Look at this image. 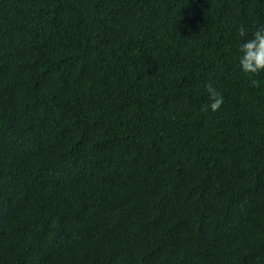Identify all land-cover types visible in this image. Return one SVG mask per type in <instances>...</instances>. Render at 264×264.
I'll list each match as a JSON object with an SVG mask.
<instances>
[{
	"label": "trees",
	"instance_id": "1",
	"mask_svg": "<svg viewBox=\"0 0 264 264\" xmlns=\"http://www.w3.org/2000/svg\"><path fill=\"white\" fill-rule=\"evenodd\" d=\"M259 27L264 0H0V264H264Z\"/></svg>",
	"mask_w": 264,
	"mask_h": 264
},
{
	"label": "clouds",
	"instance_id": "2",
	"mask_svg": "<svg viewBox=\"0 0 264 264\" xmlns=\"http://www.w3.org/2000/svg\"><path fill=\"white\" fill-rule=\"evenodd\" d=\"M240 37H247L248 30L241 26L238 31ZM239 66L240 70L254 77L264 72V27L256 28L252 32L251 37L243 40L239 47ZM252 86L259 87V81L251 79ZM207 103L204 105V110L216 112L220 110L224 103L222 92L218 91L214 86H207Z\"/></svg>",
	"mask_w": 264,
	"mask_h": 264
}]
</instances>
